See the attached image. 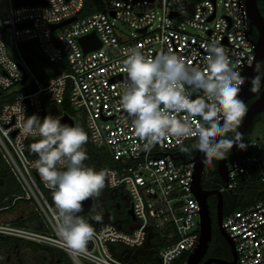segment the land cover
<instances>
[{"label": "built area", "instance_id": "built-area-1", "mask_svg": "<svg viewBox=\"0 0 264 264\" xmlns=\"http://www.w3.org/2000/svg\"><path fill=\"white\" fill-rule=\"evenodd\" d=\"M8 1L10 15L0 17V77L9 83L5 86L0 82V93L10 95L8 89L26 83L29 77L31 83L27 93L10 96L0 106V153L44 228L38 231L0 222V235L62 250L73 264H83L81 260L86 264H134L115 256L117 248L137 250L153 237L161 245L154 263L173 264L192 252L200 230L199 206L192 190L194 162L172 137L146 150L130 122L124 123L119 103L127 75L121 71L126 58L123 52L139 46L154 56L171 49L186 62L202 66V45L217 40L243 76L256 57L255 39L246 35L244 0H99V9L85 16L80 14L86 0H36L20 6ZM72 17L75 19L69 23L51 29V25ZM116 21L136 36L124 37ZM92 31L101 46L84 52L78 38ZM7 43L17 60L8 54ZM28 44L49 63L65 62L68 70L43 82L21 50ZM45 100L52 108H59L66 100L75 116L82 117L91 144L106 149L116 162L107 169L110 175L105 187L123 193L127 210L131 208L134 215L131 219L127 214L131 222L126 228L106 223L94 229L95 236L83 253L71 251L56 235L55 205L52 196L49 199L44 192L50 189L33 166L38 158L29 155V143L40 137H24L18 127L32 115L43 119ZM248 145L249 154L227 161L228 181L218 188L222 193L245 188L251 182L260 184L264 191V143L256 138ZM221 225L234 244L236 264H264V197L223 215Z\"/></svg>", "mask_w": 264, "mask_h": 264}, {"label": "clouds", "instance_id": "clouds-1", "mask_svg": "<svg viewBox=\"0 0 264 264\" xmlns=\"http://www.w3.org/2000/svg\"><path fill=\"white\" fill-rule=\"evenodd\" d=\"M202 47V66L186 62L171 49L154 56L139 46L124 50L121 71L127 75L119 103L125 113L124 123L130 122L146 150L169 137L175 138L182 152L202 153L204 163L224 160L234 146L246 150L237 129L247 112L246 103L239 97L240 86L249 78L241 75L238 64L230 61L219 41ZM13 67L16 69L14 63ZM0 82L5 86L9 83L3 77ZM250 83L255 92L260 78L252 77ZM18 127L24 137H40L30 150L38 156L33 166L52 194L56 235L71 251L85 252L95 231L80 213L85 201L99 196L109 170L97 171L85 165L83 146L88 135L79 125L62 124L50 115L43 119L32 115ZM229 132L234 135L229 137ZM187 139H194L190 149L184 146Z\"/></svg>", "mask_w": 264, "mask_h": 264}, {"label": "trees", "instance_id": "trees-1", "mask_svg": "<svg viewBox=\"0 0 264 264\" xmlns=\"http://www.w3.org/2000/svg\"><path fill=\"white\" fill-rule=\"evenodd\" d=\"M258 8L264 18V0H257ZM99 9V0H86V5L81 12V16H85L92 11H96ZM252 37V36H251ZM257 35L255 34L253 39H256ZM32 47V46H31ZM22 52L25 54L27 61L32 66L34 59L33 56L37 57L36 60L47 69L46 72L38 74V77L43 81L46 82L48 77L58 74L60 72L68 70V66L65 62L62 63H49L47 62L36 49L30 48V44L24 45L21 47ZM31 51L32 55H28V52ZM262 66L264 68V59L262 62ZM12 95V94H11ZM11 95H5L4 92L0 93V106L5 103L6 101L10 100ZM46 101V100H45ZM46 115H50L53 118L58 116L60 113L67 114L73 117L75 125L81 126L84 131L86 132L84 120L82 117L75 116L74 110L69 107L67 101L65 100L63 104L59 108H52L51 105L46 101ZM258 116V115H257ZM256 116V118H257ZM256 118L254 122L256 121ZM251 128H248L243 136V142L246 143V136L249 134ZM87 133V132H86ZM229 135L233 136L234 133L229 132ZM88 135V134H87ZM194 140V139H193ZM37 141H31L29 143V147L32 143ZM249 147V145H248ZM84 151L87 154V159L84 161L85 165L89 167L95 168L97 171L101 169H108L116 166V162L112 160L108 151L102 147L94 146L89 142L83 146ZM235 148V146L233 147ZM232 148V149H233ZM250 148H247V151L241 155L249 154ZM185 154V153H184ZM29 155L31 157L38 156L33 153L31 150L29 151ZM186 155V154H185ZM228 156V155H227ZM239 157V156H238ZM237 158V157H236ZM216 163L217 160H212L211 163H207L209 167L210 174L213 175L214 183L209 179L202 178V187L207 189H218L223 184L220 177L216 172ZM209 185L205 187L203 185ZM262 186L256 182L249 183L245 188L239 187L234 190L224 191V201H223V215L242 208L254 200L261 199L264 197V191H261ZM46 196L51 199V192L48 190H44ZM242 195L247 196V200H243L241 197ZM102 199V203L99 205H95L96 201ZM93 205L90 211L84 215H82L94 229L98 228L102 224L106 223H116L119 224L122 228H126L127 225L131 222L130 217L127 215V208H128V201L127 198L124 196L123 193L120 191H114L109 193V190L104 187L100 192L99 196L93 197ZM20 202H27L25 199V192L22 189L21 185L12 174L10 168L5 163L2 155L0 153V213L4 212L5 210L14 208ZM209 208L211 214H215V201L211 205L209 204ZM96 216H99L100 219H95ZM35 222L36 224L34 227H31L35 230L41 231L43 230L42 222L35 211V213H29L25 217H21L17 219L14 223L20 226H29L28 222ZM214 235L220 240L219 244H221V256L225 260H230V250L228 244L225 240L219 235L218 231H214ZM17 241H21L23 243L24 240L16 239L12 237L2 236L0 235V244H6V246H16ZM26 242V241H24ZM27 243V242H26ZM35 249H47L50 255L53 258H57L60 260L61 264H72L70 260H68V255L59 249L47 247L35 243L28 242ZM160 245L156 238H151L149 243L145 244L143 247L134 250V249H126L124 246L118 247V251L115 253V256L120 257L121 260L127 263H134V264H152L154 263V255L157 252V247ZM156 249V250H155ZM122 255L124 257H122ZM187 258V255L184 254L180 259L176 260L173 264H182ZM154 264H157L156 262ZM199 264H202L201 262Z\"/></svg>", "mask_w": 264, "mask_h": 264}, {"label": "water", "instance_id": "water-1", "mask_svg": "<svg viewBox=\"0 0 264 264\" xmlns=\"http://www.w3.org/2000/svg\"><path fill=\"white\" fill-rule=\"evenodd\" d=\"M15 6L25 5V4H33L36 3V0H13ZM244 5L247 10V30L246 35L251 36L252 28H255L257 31V37L255 41H253L255 45V53L256 57L253 64L244 69L243 76L249 79H246L245 83L242 84L241 90L239 92V97L246 101L252 97H256L248 104L247 112L245 113L244 117L242 118L241 124L238 127L237 131L241 132L244 136L246 130L251 128L256 116L261 112H264V72L260 77V86L257 91L253 92L250 89V79L252 77L257 76L258 71L262 65L264 59V18L258 8L257 0H244ZM174 16V14H171ZM75 17L70 19L64 20L61 23L51 25V29H55L62 25L69 23L70 21L74 20ZM25 24L19 25L23 26ZM78 42L82 47L84 52H87L92 49H96L101 46V42L95 32H90L82 37L78 38ZM258 65V67H257ZM123 77V76H121ZM25 81V77L23 78L22 82ZM34 90V89H33ZM61 123H66L69 125H73V119L68 116L67 114H63L61 117L58 118ZM103 148V147H102ZM184 159V158H183ZM190 161L194 162V170H193V194L195 199L198 202L199 206V216H200V230H199V241L197 246L194 248L192 252L187 255L186 260L182 264H236V255H235V248L234 244L231 239L228 237L224 229L222 228L221 221L223 217V193L218 189L213 190H206L202 187V172L206 163H204L203 154L195 151L193 157L190 158ZM227 156L224 160H217L216 163V172L220 177L221 181L224 184H227ZM209 195L216 196V205H215V216H216V223L219 230L220 235L223 237L225 242L229 246L231 259L225 260L223 258H207L202 261L209 242L211 240L212 235V216L211 211L207 202V197ZM93 198L85 201L83 203V212L80 215H84L88 213L92 207ZM127 214L134 219L133 211L131 208L127 210Z\"/></svg>", "mask_w": 264, "mask_h": 264}, {"label": "rangeland", "instance_id": "rangeland-1", "mask_svg": "<svg viewBox=\"0 0 264 264\" xmlns=\"http://www.w3.org/2000/svg\"><path fill=\"white\" fill-rule=\"evenodd\" d=\"M9 9H10L9 1L0 0V17H5V16L10 15ZM219 13H221V7H219ZM175 23L178 24L179 22L176 20ZM115 25L118 28V30L123 34L124 37L133 38L136 36V33L132 31L130 28H128L126 25L118 21L115 22ZM7 51L12 59L17 60L16 52L12 49V47H10L8 43H7ZM28 55H32L31 51L28 52ZM32 58L34 59L32 67L37 76L38 74L44 73L47 71V69L45 67H42V65L38 62V60H36L37 57L33 56ZM30 83H31V79L29 77L26 83L24 84L18 83L12 86L10 89H8L7 93L10 95L12 94L11 96L18 94L19 92L27 93ZM256 138L260 139V143H264V112H261L260 114H258L256 121L253 123L250 129L249 134L246 136V143L245 141L244 143L247 145V148H249L248 147L249 140H253ZM193 141H194L193 139L187 140L184 143V146L190 149V146ZM247 148L246 150H239L235 146V148L231 149L230 153H228L227 161H230L232 158H236L240 156V154L245 153L247 151ZM185 154H186V157L190 159L191 157L194 156L195 151L190 150L189 152ZM202 178L209 179L214 183L213 175L210 174L208 165H206L203 169ZM203 185L205 187L209 186V185H205V182H203ZM241 198L243 200H247L246 195L245 196L242 195ZM101 203H102V199L100 198L98 201H96L95 205H99ZM29 213H35L34 206L28 201L26 203L20 202L14 208L1 212L0 222L14 223L17 219H20L21 217H25ZM35 224H36L35 222H30V221L28 222V225H30V227H34ZM217 241H219V239ZM160 246L161 245H158L156 249L158 250ZM57 258H53L50 255L49 251H47V249H35L31 245H29L28 242L26 243L24 241L23 243L21 241H17L15 247L6 246V244H3V243L0 244V264H61L60 260H58ZM68 260L71 261L69 257H68ZM81 262L83 264H86L85 261L83 260H81Z\"/></svg>", "mask_w": 264, "mask_h": 264}, {"label": "flooded vegetation", "instance_id": "flooded-vegetation-1", "mask_svg": "<svg viewBox=\"0 0 264 264\" xmlns=\"http://www.w3.org/2000/svg\"><path fill=\"white\" fill-rule=\"evenodd\" d=\"M255 34L257 35V31H256V29L255 28H252V33H251V36L252 37H254L255 36ZM263 72H264V68H263V66L261 65V67H260V69H259V71H258V74H257V76L260 78L261 77V75L263 74ZM250 89H252V85L250 84ZM256 97V95L255 96H252V97H250L247 101H246V105L248 106V104L254 99ZM228 136L229 137H231V135H229L228 134ZM194 142V141H193ZM192 142V143H193ZM181 151V150H180ZM182 152V151H181ZM184 153V152H183ZM205 189V188H204ZM214 188H212V189H207L206 188V190H213ZM214 201H215V205H216V196L215 195H209L208 197H207V202H208V205L209 204H213L214 203ZM223 201H224V193H223ZM211 216H212V235H211V240H210V242H209V245H208V248H207V251H206V253H205V255H204V257H203V259H202V261L203 260H205V259H207V258H222V256H221V250H220V248H221V244H219V241H217L218 240V238L216 237V235H214V231L216 232V231H218V233H219V230H218V227H217V223H216V216H215V214L213 213V215L211 214ZM219 235H220V233H219ZM221 236V235H220ZM222 237V236H221ZM223 238V237H222ZM224 259V258H223Z\"/></svg>", "mask_w": 264, "mask_h": 264}]
</instances>
